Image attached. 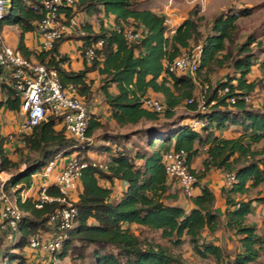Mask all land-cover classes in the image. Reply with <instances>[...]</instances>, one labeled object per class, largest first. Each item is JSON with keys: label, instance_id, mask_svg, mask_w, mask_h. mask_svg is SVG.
Instances as JSON below:
<instances>
[{"label": "trees", "instance_id": "16d2710c", "mask_svg": "<svg viewBox=\"0 0 264 264\" xmlns=\"http://www.w3.org/2000/svg\"><path fill=\"white\" fill-rule=\"evenodd\" d=\"M147 2L76 0L73 5H62L60 27L71 25L84 14L98 16L99 28L88 20L81 21L74 32H63L51 49L35 52L28 48L25 37L38 31L45 15L42 0H11L0 22V31L5 26L20 28L16 49L24 57L35 58L48 69H55L62 87L73 86L87 108L98 90L118 129L148 124L119 132L88 110L86 136L91 140L86 141L68 134L63 116H49L30 134L16 135L12 141L2 134L0 124V172L10 173L4 187L23 212L13 246L1 252L0 264H23L31 254V250L24 253L25 248L29 249V239L50 231L49 216L59 203L37 208L35 197L23 199L22 193L35 183L34 175L39 169L58 157L61 160L73 154L83 155L82 159L89 164L83 170L75 201L78 213L58 253L62 261L185 264L182 255L169 245L134 230L137 225L159 232L174 248L189 243L197 256L212 258L216 264L260 262L264 235L257 225L249 223V217L258 204H264V102H256L255 97L264 89V45L250 34L240 45L229 47L239 18L252 11L247 7L228 9L214 18L205 35L200 23L204 17L190 16L171 33L166 15L149 8ZM108 20L112 21V27L106 25ZM132 26L141 31L137 41L125 37L124 29ZM70 40L82 42L79 50L84 59L83 69L71 68V58L61 52L62 45ZM99 40H103V47L89 60L85 51ZM198 44L202 46V54L195 77L168 69V62ZM214 66L227 69L215 83L207 73ZM254 67L259 70L255 77ZM92 72L99 76L98 88L96 79L89 76ZM198 84H202L203 90L208 85L204 111L199 109L196 99ZM113 86L115 93L111 90ZM225 88L228 91L222 93ZM151 91L162 95L164 112L143 107V100L150 97ZM192 98L195 101L189 103ZM21 103L9 69L0 65V116L3 110L20 111ZM183 105L188 117L177 116ZM195 119L205 124L194 128L191 122ZM229 130L233 136L221 134ZM15 141L21 144L15 148L21 159L12 158L5 147V143ZM172 150L186 153L187 163L197 179L192 195L168 177L164 157ZM90 152L97 155L106 152L107 159L92 158ZM197 162L198 167H194ZM212 170L233 176L232 183L225 182L221 189L224 206L221 211L216 208L213 189L202 182ZM118 182L124 186L119 195L114 190ZM49 192L58 194L53 184ZM222 226L236 238L238 246L233 252L209 237Z\"/></svg>", "mask_w": 264, "mask_h": 264}, {"label": "built area", "instance_id": "2783aa9c", "mask_svg": "<svg viewBox=\"0 0 264 264\" xmlns=\"http://www.w3.org/2000/svg\"><path fill=\"white\" fill-rule=\"evenodd\" d=\"M76 0H42V9L45 15L38 25V32L42 37V49H51L56 39L66 32H74L75 25L81 22L79 16L71 25L60 27L58 18L62 5H73ZM9 0H0V22L9 10ZM85 34L84 31H81ZM125 37L129 41H137L141 38V31L135 26L124 29ZM103 40L97 41L88 47L85 55L89 60L94 59L97 51L102 49ZM202 46L194 45L185 49L181 54L167 63L170 71L178 74H185L195 77L201 63ZM0 65L5 66L10 71V78L20 92L22 103L21 110L24 120L18 125L16 133H10L8 140L12 141L15 135L30 134L33 129L49 116H63V125L68 134L79 141L91 140L86 136L88 127V108L83 100L75 93L73 86L63 88L57 71L48 69L39 63L35 58L24 57L16 47H11L0 31ZM197 82V81H196ZM204 93L199 101V109L205 110ZM228 91L225 88L222 93ZM194 98L189 100L193 103ZM235 102L234 99H231ZM143 107L158 113L165 110L162 99L147 97L143 100ZM204 121L195 119L191 122L194 128L204 125ZM54 160L47 163L42 170L35 174V183L22 193V198L26 199V192L33 190L36 200V207L43 208L47 203L58 202L59 205L49 216L50 231L41 236H32L29 239V250L31 254L23 264H62L58 257L63 241L67 236V230L73 226V221L78 213L75 206L78 189L81 184L83 170L88 166L77 154L63 158L60 162ZM166 172L170 179L175 182L188 194L195 191L196 177L191 172L187 163L184 151L172 150L164 157ZM103 166V165H101ZM5 173V172H2ZM1 173V175H2ZM0 175V238L3 233L6 238L14 239L18 230L19 222L23 212L18 207L15 200H12L5 190L4 183L8 177L2 178ZM39 179V180H37ZM233 181L232 175H225V182L230 185ZM55 185L58 194H51L49 187Z\"/></svg>", "mask_w": 264, "mask_h": 264}, {"label": "rangeland", "instance_id": "374dc122", "mask_svg": "<svg viewBox=\"0 0 264 264\" xmlns=\"http://www.w3.org/2000/svg\"><path fill=\"white\" fill-rule=\"evenodd\" d=\"M161 3V5L163 4H168L170 5V9H173L174 13H179L180 15L182 14L183 16L186 17H190V16H195V17H204V19L200 22L201 23V29L203 34H207L210 31V27L211 24L214 20V18L221 14L226 12L228 9L233 8V9H239V8H249L251 9V14L247 15V16H242L241 18H239L238 20V29L236 31L235 37H234V41L233 43L230 44V48H235L236 46L240 45L241 43H243L247 37L250 34H254L258 39H260L264 45V0H157ZM9 4L8 6L11 5V0H9ZM169 13H171V11H169ZM81 21H90L92 24H94L95 28L98 29L99 28V24H100V19L98 16H93V17H87L84 14H81L79 16ZM173 17L170 16V14L167 16V19H172ZM107 26L112 27V21L108 20L107 21ZM64 29V27H62ZM6 30V29H5ZM65 30V29H64ZM2 34L5 38L8 39L7 36V32L3 30ZM66 32V31H64ZM18 33V32H17ZM69 33V32H67ZM20 34H16L15 36H13L11 38V40L9 39L10 42V46L15 48V46L13 44L17 43V40L19 39ZM7 42V41H6ZM8 43V42H7ZM194 46V45H192ZM191 46V47H192ZM255 47V46H254ZM226 69L224 68H219L217 66H214L212 68L211 72H207L209 74V78L210 81H212L213 83H215L217 80L221 79L225 72ZM98 77V76H96ZM96 87L98 88V82L96 84ZM112 91H116V88H113ZM204 93L203 90V86L202 84H199L197 86V94H196V98L197 99H201L202 95ZM155 97V96H154ZM258 99H264V89L259 90L255 96ZM156 98V97H155ZM162 99V98H159ZM88 110L90 112H94L97 113L102 121H104L105 123H107L109 126H111L112 129L114 130H118L119 132H129V131H133L135 129H139L144 127L146 124H139L137 126H129L123 129H118L111 117V115L107 112L106 110V105L104 102V99L101 95V93L96 92V96H95V100L92 102L91 105H88ZM189 112L187 110V108L185 107V105L181 106L178 110H177V116H183V117H188L189 115H187ZM193 116V114H190ZM191 116V117H192ZM164 121V120H162ZM160 121V122H162ZM190 122V121H188ZM4 135H6V133L4 132ZM16 138V135H15ZM133 138H135L137 141L139 140V137L134 136ZM13 143H17V141L13 142ZM95 143V140H94ZM261 146V145H260ZM15 145L13 144V146L11 148H9V154L12 158L14 159H21L22 155H20V152L17 151L15 149ZM93 153V152H90ZM98 155L101 157V161H104L107 159V154L105 153H98ZM81 158L84 157L83 155L80 156ZM59 158L54 159V161H58ZM41 171V169H39L37 172L39 173ZM2 172H0L1 175ZM8 173H2V178L8 177L7 176ZM9 178V177H8ZM1 180V178H0ZM39 180V179H37ZM40 182V180H39ZM106 184V182L104 183ZM123 189V184L121 183H117L114 186V190L115 193L117 195L120 194V192ZM262 190L264 192V185L262 186ZM255 193V192H254ZM253 193V194H254ZM264 195V193H263ZM249 223L255 224L259 227V231L262 235H264V204H258L254 210V212L250 215L249 217ZM134 230H137V232H141L142 235L144 236H148L150 238H153L155 241L161 243V244H165V245H169L171 247V249L176 253V254H181L182 258L185 261V264H216L214 259H202L199 256H197L193 249L192 246L189 243H185L184 245L178 247V248H174L171 246L170 242L167 241L166 239L162 238L159 232L156 231H151L149 229L146 228H139L137 225L133 226ZM3 237L5 238L6 235L3 233ZM211 239H213L216 243L221 244L223 246H225L229 251L233 252L236 250V247L238 246L236 238L233 236V234L226 230L223 226L220 228V230L218 232H216L213 235L209 236ZM4 238L1 240L0 238V260H2L1 258V252L7 248V247H11L13 246L14 241H10L8 240H4ZM24 253L29 254V249L25 248L24 249ZM62 264H69L68 260L62 261ZM256 264H264V254L260 259L259 263Z\"/></svg>", "mask_w": 264, "mask_h": 264}, {"label": "crops", "instance_id": "0c3cea01", "mask_svg": "<svg viewBox=\"0 0 264 264\" xmlns=\"http://www.w3.org/2000/svg\"><path fill=\"white\" fill-rule=\"evenodd\" d=\"M147 3H148L149 8H151L157 12H160L162 14H165L166 17L169 14L171 17H173L170 20L167 19V23L170 26V29L172 30L171 33H173L175 31V29L187 18L186 16H183L182 14L180 15L177 12L174 13L173 9H170V5H168V4L161 5V3L157 0H148ZM169 11H171V13H169ZM3 29L5 32H7L8 39L6 38V41L8 42V44H10L9 39L11 40V38L13 36H15L16 34H20V28L16 25L5 26ZM25 40H26V45L28 46V48L30 50L35 51V52H40L42 50V37L38 31H33V32L27 33ZM18 42H19V39L17 40V43L13 44V45L15 47H17ZM81 44H82L81 41L70 40V41H67L66 43H64L61 47V52L63 54H67L71 58L70 67L73 68L74 70H80V69H83L85 67L84 59H83L81 52L79 50V46ZM66 67H68L67 64H66ZM226 71H227V69H226ZM258 74H259V70L256 69V67H254L253 77L257 76ZM89 76L91 78L96 79L95 80V86H96V84L99 80L98 74L96 72H92L89 74ZM96 76H98V77H96ZM113 88H116V87L113 86L111 88V90H113ZM112 92H114V91H112ZM195 94H197V88H196ZM149 96H151V97L155 96L156 98H162L163 99L162 95L154 93L152 91L149 92ZM256 102L263 104L264 99L263 100L258 99ZM24 118H25V116L22 113V110H20V111L3 110V112L0 116V124H1L2 134H4V132H5L6 133L5 136H7L10 133H16L17 129H18V125L24 120ZM221 134L225 135V136H233L234 135V133H232L230 130L229 131H222ZM263 143H264V141H263ZM13 144L15 145V147L21 145L20 143H5V147L8 150V152H9V148H11L13 146ZM90 156L92 158L97 159V160H101V157L95 153H90ZM61 160H60V162H61ZM198 165H199V162L195 163L194 167H198ZM5 173H8V175H7L8 177L10 176L9 172H5ZM202 182L207 183L213 189L215 196H216V208H217V210L221 211L222 209H224L223 198L221 196V189L225 185V174L219 170H212L202 180ZM105 185H108V183H106ZM123 188H124V186H123ZM26 194L28 195V197H30V196H34L35 193L33 192V190H30L29 192H26Z\"/></svg>", "mask_w": 264, "mask_h": 264}]
</instances>
